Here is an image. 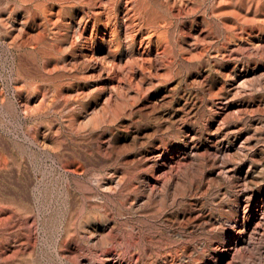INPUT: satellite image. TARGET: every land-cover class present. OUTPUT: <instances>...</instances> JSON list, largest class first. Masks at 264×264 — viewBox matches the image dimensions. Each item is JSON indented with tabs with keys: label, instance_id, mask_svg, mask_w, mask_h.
I'll list each match as a JSON object with an SVG mask.
<instances>
[{
	"label": "bare ground",
	"instance_id": "6f19581e",
	"mask_svg": "<svg viewBox=\"0 0 264 264\" xmlns=\"http://www.w3.org/2000/svg\"><path fill=\"white\" fill-rule=\"evenodd\" d=\"M20 4L29 7L27 17L7 36L16 33L19 46L36 51L48 31L56 50L72 52L79 68L100 64L102 87L118 90L128 76L163 60L175 70L192 66L201 77L213 67L234 80L231 87L252 76L264 84V66L251 65L264 59V0ZM50 6L69 21L52 20ZM86 90L92 88L77 78L55 92L47 86L32 95L29 87L20 95L26 118L57 113L62 121L47 119L14 139L0 138V264H264L261 119L251 126L186 127L184 113L197 107L186 98L147 107L142 112L156 126L137 132L153 130L155 137L119 145L113 129H99L116 122L110 95L99 117L91 116L97 107L83 114L93 126L80 137L72 108L88 97ZM238 92L243 98L242 87ZM121 97L132 107L150 100L138 91Z\"/></svg>",
	"mask_w": 264,
	"mask_h": 264
},
{
	"label": "rangeland",
	"instance_id": "374dc122",
	"mask_svg": "<svg viewBox=\"0 0 264 264\" xmlns=\"http://www.w3.org/2000/svg\"><path fill=\"white\" fill-rule=\"evenodd\" d=\"M28 9L29 7L20 4V0H0V25L2 26L0 29V138L4 140L14 139L18 131L27 126L41 124L40 122L47 119L53 123L62 121L60 114L51 112L44 118L39 116L26 118L25 107L22 105L20 95L26 93L29 87H31L32 95L43 93L47 86H50L51 90L55 92L59 87L67 86L77 78H79V82L86 83L92 88L90 93L89 90H86L88 97L78 99L76 109H74L75 107L72 108V118L75 116L78 126L82 128L81 138H86L88 131L93 126L85 122L88 117H84L83 114L86 111L90 114L91 109L97 107L94 112L96 114L91 116L99 117L104 106H106L104 98L108 95L111 96V101L113 100L110 105L116 108L112 113L116 122L100 123L102 126L99 129L105 126L113 129L119 145L127 143L131 146L140 136L146 140H152L155 137L153 130H147L144 133L137 132L138 129H151L156 126L155 122L147 118L146 112H142L147 107L151 106L152 108L162 104L171 106L175 101H183L186 98H190L192 101L191 106L197 104L191 115L184 113L183 119L187 120L186 127L194 125L199 130L214 123L222 128H231L243 123L251 126L258 119H261L262 122L258 126L264 130V84L261 83L259 76H252L253 79L249 81L244 79V82H241L242 80H240L231 87L234 80L219 73L213 67H206L205 77H201L192 66L188 65L184 68L180 66L175 70L169 66L167 60H163L155 63L152 68L147 65L148 69L145 72H139L140 74L138 73L132 80L127 79L129 76H126L125 84L118 90L110 88L107 83L105 87H102L103 79L100 64L89 70L79 68L72 61V52L60 53L56 50L53 40L48 37V31H46L47 34L44 33L46 37L44 43L40 44L36 51H33L29 46H19L20 40L14 37L16 33H11L12 37L7 36L17 19H26ZM48 13L52 20L55 19L56 21L60 18L58 6H52ZM61 19L66 22L69 21V17ZM177 34L179 36V33ZM43 50H48V53H44ZM36 52L38 53L36 54ZM233 64L234 62H230V65L233 66ZM251 65L254 69L264 66V59ZM223 66L222 63L217 64L220 70L223 69ZM55 67L58 70H55ZM192 72L197 74L191 76ZM56 75H60V77L49 80L50 77ZM151 82L155 83V86L149 89L148 83ZM241 87L245 92L242 95L243 98H240L238 92ZM129 91H138L150 100L137 103L132 107V100H124L121 97V94H126ZM224 94L228 95L225 99L221 97ZM73 96L74 94H72V98ZM149 102L151 103L149 104ZM38 105V98H35L33 108ZM239 108L244 109L245 114H240ZM64 130L66 129L64 128ZM179 136H183V132ZM168 137L165 135L164 139ZM76 138L78 137L72 135V139Z\"/></svg>",
	"mask_w": 264,
	"mask_h": 264
}]
</instances>
